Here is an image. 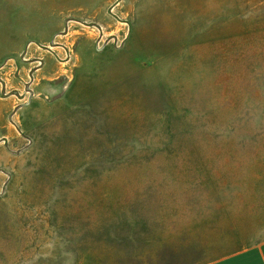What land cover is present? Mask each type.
<instances>
[{
  "label": "rangeland",
  "instance_id": "374dc122",
  "mask_svg": "<svg viewBox=\"0 0 264 264\" xmlns=\"http://www.w3.org/2000/svg\"><path fill=\"white\" fill-rule=\"evenodd\" d=\"M263 242L264 0H0V264Z\"/></svg>",
  "mask_w": 264,
  "mask_h": 264
},
{
  "label": "crops",
  "instance_id": "0c3cea01",
  "mask_svg": "<svg viewBox=\"0 0 264 264\" xmlns=\"http://www.w3.org/2000/svg\"><path fill=\"white\" fill-rule=\"evenodd\" d=\"M207 264H264V242L253 247H245Z\"/></svg>",
  "mask_w": 264,
  "mask_h": 264
}]
</instances>
